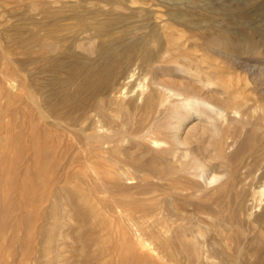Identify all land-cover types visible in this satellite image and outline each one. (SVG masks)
I'll list each match as a JSON object with an SVG mask.
<instances>
[{"label":"bare ground","instance_id":"6f19581e","mask_svg":"<svg viewBox=\"0 0 264 264\" xmlns=\"http://www.w3.org/2000/svg\"><path fill=\"white\" fill-rule=\"evenodd\" d=\"M39 1L31 4L44 18L27 33L18 30L15 41L41 53L35 60L64 77L34 91L21 87V94L34 95L44 122L77 132L70 142L86 166L73 191L98 228L99 249H108L115 234L119 249L159 264H236L243 258V264H261L264 87L239 89L209 60L171 52L184 36L191 48L202 40L228 53H243L258 41L212 25L195 11L196 0L159 1L167 17L151 0ZM210 48L205 56L213 55ZM234 61L251 80L264 74V58ZM168 63L174 70L164 79L159 71ZM13 82L7 79L0 94L11 92ZM242 82L247 85L245 76ZM66 202L61 209L76 215L77 206ZM231 233L236 246L246 242L248 248L229 250Z\"/></svg>","mask_w":264,"mask_h":264},{"label":"rangeland","instance_id":"374dc122","mask_svg":"<svg viewBox=\"0 0 264 264\" xmlns=\"http://www.w3.org/2000/svg\"><path fill=\"white\" fill-rule=\"evenodd\" d=\"M155 1L151 0L156 4L153 5L156 12L167 17L165 6L158 3L161 0ZM31 2L40 4L39 0H0V47L5 54L0 53V74H3L0 75V87L7 86V79L14 81L15 85L11 92L0 94V224H3L0 226V264H159L161 259L134 256L123 247L119 249L120 239L115 234H110V249H99L95 237L98 228L85 213L73 191L86 166L81 150L70 142L73 136H77V132L44 122L33 103L34 95L21 94V87L23 90L29 88L34 91L38 86L49 84L53 77H64L53 67L44 65V59L35 60L41 53L33 50L30 45L22 48L15 41L18 30L27 33L26 30L32 28V22L44 18L41 10L33 9ZM193 6L197 13L209 16L210 23L218 25L227 34L249 35L258 44L245 47L243 53H228L219 47H205L202 40H198L191 48L192 40L184 36V40H179V44L183 45L180 48L174 47L171 52L177 55L182 50V53L193 55L200 62L209 60L218 69L228 73L239 89L250 91V87H264V74L254 76L257 80H251L246 68L234 63V60L243 62L249 58H264V0H196ZM65 44L61 41L60 49ZM208 48L212 56L204 55ZM72 51L79 52L78 49ZM70 57L66 59H72ZM170 67L168 63L159 71L165 73L164 79L172 76L174 69ZM18 68L25 79L17 75ZM149 75L146 74L147 77ZM146 76L141 78L144 80ZM244 76L247 85L242 82ZM56 86L62 88L60 83ZM36 99L41 103L38 96ZM66 200L77 206L76 215L74 211L67 212V206L61 209L67 203ZM222 213L226 214V211ZM104 218L115 226L109 213H105ZM221 218L220 222L224 223L225 217ZM225 242L231 251L239 246L245 247L244 250L248 248L246 242L236 246L234 233ZM244 260L237 259L235 263L243 264Z\"/></svg>","mask_w":264,"mask_h":264}]
</instances>
